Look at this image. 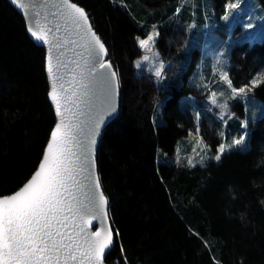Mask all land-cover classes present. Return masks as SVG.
<instances>
[{
	"label": "trees",
	"instance_id": "16d2710c",
	"mask_svg": "<svg viewBox=\"0 0 264 264\" xmlns=\"http://www.w3.org/2000/svg\"><path fill=\"white\" fill-rule=\"evenodd\" d=\"M74 1L85 8L104 41L121 87L119 114L103 130L97 151L111 224L119 233L105 260L264 264V80L234 102L238 116L248 122L246 146L220 161L209 156L191 166L174 158L194 124L211 151L219 141L218 122L212 121L208 132L189 103L180 105L179 96L191 91L186 82L196 52L190 48L186 54L181 47V25L201 22L205 3L208 14L222 12L226 0H195L194 9L186 4L182 17L180 0ZM153 26L165 57L183 63L175 64L170 69L174 78L161 84L135 65L141 54L136 38ZM44 56L22 14L0 0V194L29 178L55 121ZM228 58L233 86L251 87L253 79L264 76V37L233 42ZM251 101L254 106H248ZM241 129L239 118H229L224 127L228 134Z\"/></svg>",
	"mask_w": 264,
	"mask_h": 264
},
{
	"label": "snow or ice",
	"instance_id": "6c2138e0",
	"mask_svg": "<svg viewBox=\"0 0 264 264\" xmlns=\"http://www.w3.org/2000/svg\"><path fill=\"white\" fill-rule=\"evenodd\" d=\"M10 2L24 9L26 29L31 37L42 46H50L45 60L46 73L52 80L48 97L58 120L38 169L14 193L0 196V264H103L114 239L106 223L108 199L95 178V145L106 118L116 111L118 74L106 59L107 49L92 29L87 14L76 3L70 0ZM243 3L244 0L229 3L227 8L233 11L226 12L223 19H229ZM37 7L41 11H35ZM244 27L253 29L254 25L248 22ZM156 37L157 32L149 33L146 38L137 37L138 46L151 51L150 42L154 44ZM54 49L57 71L70 73L74 85L64 88L60 84L59 92L56 82L63 77L54 74ZM142 59L150 58L144 55ZM136 66L140 68V62ZM164 67L161 63L155 68L158 81L163 80ZM221 80L227 82L232 98L236 99L252 91L264 76L253 79L251 87H234L227 72ZM215 97L216 93L212 92L209 97L212 104L217 103ZM68 112L70 116L66 115ZM241 128H247V120L241 123ZM196 133L199 135L198 126ZM246 136L245 131L230 143H220L214 159L220 161L227 152L240 150L239 146H245ZM205 158L201 156L199 162L203 163ZM188 163L193 165L191 158ZM93 221L101 226L90 231ZM120 250L124 252L122 246ZM123 264H128L126 256Z\"/></svg>",
	"mask_w": 264,
	"mask_h": 264
},
{
	"label": "rangeland",
	"instance_id": "374dc122",
	"mask_svg": "<svg viewBox=\"0 0 264 264\" xmlns=\"http://www.w3.org/2000/svg\"><path fill=\"white\" fill-rule=\"evenodd\" d=\"M263 1L264 0H244L242 8L236 10L227 20L223 19L226 12L233 11L228 9L227 5L229 3H239V0H226L222 12L218 13L213 10L211 14L206 12L207 8L210 7L205 3L203 5V7H205L202 11L203 19L201 22L193 20L184 26L183 24L181 25V47L183 50L187 51L186 54H189V50H191L190 48H195L196 52L186 82V84L191 85V91L189 94L184 93L179 96L180 105H182L181 103H189V106L194 110L195 118L197 119V114H199V119L203 118L205 121L206 124L205 126H202V128L204 127L208 132H211L213 128L210 126L211 123L213 124L212 121L219 123L215 124V132H217V135L219 136L216 149L220 143H230L233 138H239V136L244 134L245 131L247 132V128L236 132L230 131L229 134L224 131V127L229 118L231 120L239 118L241 123L244 122L246 118L238 116L237 108L234 103L235 99L233 100L231 90L227 87V82L221 80V76L224 72L228 73L230 63L228 52L229 47L233 42L247 40L249 43H252L263 39ZM195 2V0H180L177 8L179 15L182 17L186 10H188L185 7L186 4L192 5L191 9H194ZM195 14H197L196 10ZM248 22L253 23V29H246L244 27ZM155 29L156 26H153L145 36H139V38H146L147 35L152 32L158 33ZM158 39L159 33L158 37L155 38V43L153 44L150 42L151 51L141 49L140 56L135 60V65L137 62H140L141 67L137 68L136 66V68L138 71H144L156 78L154 76L155 68L163 63L165 65L162 70L163 80H166V78L172 79L175 75L170 69L174 68L175 64L177 65V68H179L183 63H181V61L175 63L170 57H165L157 43ZM175 52H178V49H176ZM154 53L158 55L154 56ZM144 55H148L150 59L148 61H143L142 57ZM172 62L174 64H172ZM184 67H186V65ZM161 82L162 80L158 81V84H161ZM212 92L216 93V104H212L209 99ZM240 96L241 94L238 97ZM199 102L200 104H198ZM225 103L227 104V107H221V105ZM248 106H254L253 101H251ZM194 126L195 127L189 131V133L191 132V135L188 133L184 137L183 143L178 144L176 147L174 158L183 160L187 163L188 159L191 158L193 163H196L200 161L201 156H206L207 158L216 155V149L214 151L210 150V146L202 138L200 131L199 135H197V125L194 124ZM244 144L246 146L247 141Z\"/></svg>",
	"mask_w": 264,
	"mask_h": 264
},
{
	"label": "water",
	"instance_id": "95a60500",
	"mask_svg": "<svg viewBox=\"0 0 264 264\" xmlns=\"http://www.w3.org/2000/svg\"><path fill=\"white\" fill-rule=\"evenodd\" d=\"M9 2H10V0H8ZM19 2L20 3H22V4H27V3H29V2H31V0H19ZM36 2L38 3V0H36ZM70 2H74V3H76L79 7H81L82 9H84V11H85V13L87 14V16H88V20H89V22H90V25H91V27H92V29L95 31V33L99 36V38L101 39V41L104 43V41L102 40V38L100 37V35L98 34V32L95 30V28L93 27V25H92V23H91V21H90V18H89V15H88V13H87V11L85 10V8L83 7V6H81L79 3H77V2H75L74 0H70ZM11 3V2H10ZM21 14H22V16H23V18H24V20H25V24H26V13H25V11H24V9L23 8H18L17 6H15L13 3H11ZM35 11H41L40 9H39V7H37L36 9H35ZM41 23L43 22V12H42V14H41V21H40ZM29 34V33H28ZM29 36L31 37V35L29 34ZM50 39H51V37H49ZM31 39L35 42V43H37L38 45H41L42 46V44L41 43H38L37 41H35L32 37H31ZM104 45H105V43H104ZM43 48H44V51H45V56H44V66H45V60H46V55L48 54V49H49V45H43L42 46ZM105 47H106V45H105ZM106 49H107V47H106ZM56 50L54 49L53 50V65H54V74H57V75H59V76H62L63 77V79L62 80H57V91L59 92L60 91V84H63L64 85V88H70V87H74V85H72L71 84V81H72V75L70 74V73H68L66 70H60V71H57V68H56V65H57V60H56ZM106 59L112 64V62H111V60H110V58H109V53H108V49H107V56H106ZM112 70L113 71H116V69H115V67H114V65L112 64ZM45 71H46V67H45ZM117 72V71H116ZM118 74V73H117ZM46 75H47V73H46ZM47 80H48V92L51 90V83H52V80H51V78L47 75ZM69 96L71 95V91H69L68 93H67ZM48 99H49V101H50V104H51V106H52V108H53V110H54V114H55V121H54V124H53V126H52V128L54 127V125L57 123V120H58V117H57V113H56V109H55V106L52 104V102H51V100H50V98L48 97ZM120 99H121V87H120V81H119V76H118V93H117V95L114 97V103H115V105H116V111H115V113H113L110 117H108V118H106V121H105V123L103 124V126H102V128H101V131H100V134L97 136V140H96V145H95V164H96V170H95V178H97L98 180H99V183H100V186H101V189H102V191H103V188H102V185H101V182H100V178H99V172H98V165H97V151H98V146H99V141H100V138H101V136H102V133H103V130L105 129V127L112 121V120H114L117 116H118V114H119V111H120ZM63 110V109H62ZM66 115H68V116H70L71 115V113L70 112H68V113H66ZM52 128H51V130H52ZM51 132V131H50ZM49 137H50V133H49V136H48V139H49ZM48 139H47V141H46V143H45V145H44V148H43V150H42V154H41V157H40V159H39V162L41 161V159H42V155H43V152H44V150H45V147H46V144H47V142H48ZM39 162H38V164H37V166L35 167V169L33 170V172H32V174L29 176V178L34 174V172L38 169V165H39ZM28 178V179H29ZM27 179V180H28ZM26 180V181H27ZM25 181V182H26ZM24 182V183H25ZM23 183V184H24ZM22 184V185H23ZM21 185V186H22ZM20 186V187H21ZM19 188H17L16 190H18ZM16 190H14L13 192H10V193H8V194H0V196H3V195H9V194H12V193H14ZM103 194L105 195V193H104V191H103ZM105 197L107 198V196L105 195ZM108 199V198H107ZM107 212H108V220H107V225L112 229V231H113V239H114V243H115V239H116V235H115V232H114V229H113V227H112V224H111V220H110V216H109V202H108V208H107ZM101 225H100V223L98 222V221H93V223H92V225L91 226H89V230L90 231H95L98 227H100ZM113 246H114V244H113ZM112 246V247H113ZM112 247H111V249H112ZM109 252V251H108ZM108 252H106V254H105V256H104V259H103V264H118V263H108L106 260H105V258H106V255H107V253Z\"/></svg>",
	"mask_w": 264,
	"mask_h": 264
}]
</instances>
